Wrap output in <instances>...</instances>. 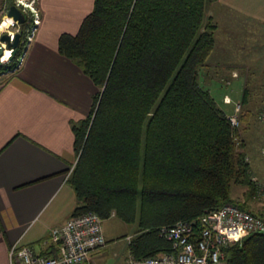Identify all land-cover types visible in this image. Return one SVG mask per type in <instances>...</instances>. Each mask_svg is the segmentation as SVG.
Segmentation results:
<instances>
[{
  "label": "trees",
  "instance_id": "16d2710c",
  "mask_svg": "<svg viewBox=\"0 0 264 264\" xmlns=\"http://www.w3.org/2000/svg\"><path fill=\"white\" fill-rule=\"evenodd\" d=\"M218 1L95 0L79 33L59 40L60 54L98 88L90 116L72 125V217L114 214L137 225L129 244L137 259L172 251L163 227L226 204L263 218L247 204L258 185L240 130L199 84L218 29L206 12ZM22 50L3 64L4 74L16 70ZM250 116L242 112V124ZM234 186L248 188L246 202L233 199ZM226 264H264V232L229 247Z\"/></svg>",
  "mask_w": 264,
  "mask_h": 264
},
{
  "label": "crops",
  "instance_id": "0c3cea01",
  "mask_svg": "<svg viewBox=\"0 0 264 264\" xmlns=\"http://www.w3.org/2000/svg\"><path fill=\"white\" fill-rule=\"evenodd\" d=\"M94 4L39 0L41 26L35 39L16 70L0 75V264H12L11 249L19 241L38 255L59 256L51 231L64 225L78 206L68 183L78 159L72 125L90 116L98 88L60 54L59 40L79 33ZM207 16L217 30L228 22L261 20L264 0H219L209 6ZM216 49L217 36L211 57ZM261 210L264 218V197ZM105 238L106 246L93 252L88 264H127V238Z\"/></svg>",
  "mask_w": 264,
  "mask_h": 264
},
{
  "label": "built area",
  "instance_id": "2783aa9c",
  "mask_svg": "<svg viewBox=\"0 0 264 264\" xmlns=\"http://www.w3.org/2000/svg\"><path fill=\"white\" fill-rule=\"evenodd\" d=\"M1 1V0H0ZM32 4L25 3V0H16L15 6L22 12L29 11L32 15V26L27 32L25 52L18 59V66L23 62L25 53L30 43L36 37L41 26V14L35 1ZM39 3V0H38ZM9 9H6L4 19L12 20L17 31L7 30L11 42H14L18 34H23L21 25L13 19L8 18ZM23 12V13H24ZM0 29H2V25ZM2 33L0 34V37ZM0 38V47L6 53L7 46ZM2 58L0 62L6 64ZM4 57V56H3ZM237 78V74L233 75ZM225 104H233L227 96ZM242 105L237 104L235 114L229 116L231 126L238 130L242 125L240 119ZM261 122L264 124V112L261 115ZM264 155V146H263ZM77 164V162H76ZM76 164L71 168L68 179L75 170ZM255 180V179H254ZM260 193L264 192V182L258 183L255 180ZM115 215L113 214L112 217ZM103 219L96 213H87L77 217H71L64 225L54 228L51 231L50 241L59 246V256L47 257L38 255L32 248L24 246L21 241L17 242L11 249L10 257L12 264H88L93 252L106 246L107 241L103 231ZM264 232V219L246 210H242L234 204H226L220 210L211 211L202 217L184 222L180 221L173 226L163 227L160 236L171 243L172 251L165 252L155 257L137 259L130 255L127 264H226V250L232 245L241 242L246 237ZM134 236L128 237L130 244Z\"/></svg>",
  "mask_w": 264,
  "mask_h": 264
},
{
  "label": "rangeland",
  "instance_id": "374dc122",
  "mask_svg": "<svg viewBox=\"0 0 264 264\" xmlns=\"http://www.w3.org/2000/svg\"><path fill=\"white\" fill-rule=\"evenodd\" d=\"M11 1L13 4L9 5ZM30 1L25 0V3L32 4ZM34 1V6L38 7V0ZM15 3L16 0L0 1V25L5 21L6 9ZM208 9L209 7L207 14ZM24 15L26 22L21 25L23 34H20L22 35L20 46L24 47L22 54L25 52L26 34L33 23L29 11H25ZM5 22L0 29L2 36L8 35L7 30L13 26L7 27V20ZM17 29L18 26L16 25L15 28H11L10 32H15ZM216 36L217 49L214 56L208 61L212 65L210 70L202 68L199 84L210 91L217 107L228 117L235 114V107L237 104H241L244 89L245 87L248 88V103L242 106V112L243 114L250 112L251 116L249 122L242 124L241 129H239L240 138L245 143L244 151L250 162L252 178L262 184L264 182V124L260 118L264 112V19L237 20L233 23L222 24L221 28L217 30ZM2 70L4 71V69ZM2 70L0 71L2 72ZM205 70L208 73H205ZM234 71L240 75L239 78H233ZM2 74L4 73L2 72ZM225 96H228L233 104H225ZM247 193L248 188L234 186L232 197L234 200L246 202ZM257 195L256 199L247 204L252 212L261 215L263 213L261 209H263L264 192L260 193L258 189ZM103 230L106 236L114 237L113 240H124L127 238L126 235L135 234L138 228L137 225L125 224L118 218H110L103 222ZM124 244L126 246V241Z\"/></svg>",
  "mask_w": 264,
  "mask_h": 264
},
{
  "label": "water",
  "instance_id": "95a60500",
  "mask_svg": "<svg viewBox=\"0 0 264 264\" xmlns=\"http://www.w3.org/2000/svg\"><path fill=\"white\" fill-rule=\"evenodd\" d=\"M8 18L13 19L15 22H18L20 25H24L26 22V17L24 15L23 12H21L15 5L11 6L9 8L8 14H7ZM3 44H6L8 50H12V56L10 58V61L15 57L21 41H22V35L18 34L16 36V39L14 42H11L10 37L8 35H3L2 39H1ZM4 56V49L2 47H0V60L3 58ZM3 67V63L0 62V68Z\"/></svg>",
  "mask_w": 264,
  "mask_h": 264
},
{
  "label": "bare ground",
  "instance_id": "6f19581e",
  "mask_svg": "<svg viewBox=\"0 0 264 264\" xmlns=\"http://www.w3.org/2000/svg\"><path fill=\"white\" fill-rule=\"evenodd\" d=\"M6 23V22H5ZM4 23V24H5ZM11 25H13V21L12 20H7V27H9V26H11ZM6 52H9V50H6ZM4 56H5V54H4ZM9 58V57H8ZM8 58L7 59H4V62H7L8 61ZM242 126V125H241ZM240 129H241V127H240ZM239 130V129H238Z\"/></svg>",
  "mask_w": 264,
  "mask_h": 264
},
{
  "label": "clouds",
  "instance_id": "9594fccd",
  "mask_svg": "<svg viewBox=\"0 0 264 264\" xmlns=\"http://www.w3.org/2000/svg\"><path fill=\"white\" fill-rule=\"evenodd\" d=\"M21 2H22V0H21ZM10 55H11L10 52H6V53H5V56L3 57V59H7Z\"/></svg>",
  "mask_w": 264,
  "mask_h": 264
}]
</instances>
